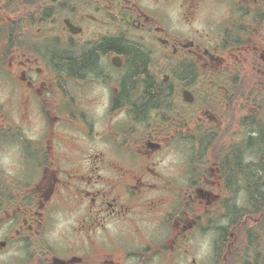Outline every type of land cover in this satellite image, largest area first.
Segmentation results:
<instances>
[{
    "label": "flooded vegetation",
    "instance_id": "af4514ba",
    "mask_svg": "<svg viewBox=\"0 0 264 264\" xmlns=\"http://www.w3.org/2000/svg\"><path fill=\"white\" fill-rule=\"evenodd\" d=\"M0 264H264V0H0Z\"/></svg>",
    "mask_w": 264,
    "mask_h": 264
}]
</instances>
